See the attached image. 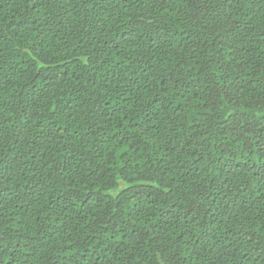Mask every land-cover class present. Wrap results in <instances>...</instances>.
Instances as JSON below:
<instances>
[{
    "label": "trees",
    "instance_id": "trees-1",
    "mask_svg": "<svg viewBox=\"0 0 264 264\" xmlns=\"http://www.w3.org/2000/svg\"><path fill=\"white\" fill-rule=\"evenodd\" d=\"M0 264H264V0H0Z\"/></svg>",
    "mask_w": 264,
    "mask_h": 264
}]
</instances>
